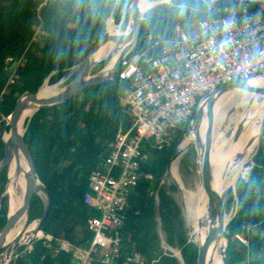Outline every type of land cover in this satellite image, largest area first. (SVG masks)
Wrapping results in <instances>:
<instances>
[{"label": "trees", "instance_id": "1", "mask_svg": "<svg viewBox=\"0 0 264 264\" xmlns=\"http://www.w3.org/2000/svg\"><path fill=\"white\" fill-rule=\"evenodd\" d=\"M42 1L0 0V161L5 147L3 125L18 97L25 91L35 93L47 77L48 82L54 83L67 76L72 66L103 36L108 23L113 28L120 26L114 17L126 25L132 0H117L116 3L115 0H48L40 5ZM241 4L264 13V1L258 0L218 7L225 9ZM213 9L204 0H171V3L161 2L148 8L141 19L133 51H142L148 46V34L167 38L177 23L189 26ZM39 27L43 32L37 31ZM107 31L115 34L110 28ZM153 56L154 52H150V57ZM11 57L18 59L13 69L6 63ZM106 63L107 58L99 61L93 72ZM119 69L120 66L112 78L90 85L60 103L42 106L25 119L24 139L37 176L50 192L52 207L42 226L43 235L35 236L28 247L26 244L18 247L8 264H77L74 250L54 251L59 241L67 240L74 248L90 247L93 231L88 227V218L98 215V211L84 200L89 189V175L110 155V143L117 132L132 124L131 113L120 102V94L128 93L130 83L119 78ZM73 77L74 73L64 82ZM195 117L196 109L189 119L169 132L161 148L144 141L145 158L141 161V169L153 177L142 175L139 178L124 207L122 225L109 230L118 231L121 245L118 256L107 261L106 256L114 253L113 246L97 245L92 251L91 264H139L127 259V255L136 251L143 256V264H196L198 245L189 236L181 206L161 183L170 159L192 129ZM251 161L249 176H242L249 172L247 162L235 188L229 186L224 196L227 212L234 210L225 230L227 264H264V127ZM7 179L5 166L0 171V198ZM11 196L14 199L12 192ZM44 207L43 199L34 194L27 224L35 220L38 223ZM7 217L4 195L0 203V230ZM25 228L24 218L14 238ZM237 233L244 235L248 244L238 239ZM45 235H51L52 239ZM163 242L178 248L183 261L165 249ZM6 249L0 252V257Z\"/></svg>", "mask_w": 264, "mask_h": 264}, {"label": "built area", "instance_id": "2", "mask_svg": "<svg viewBox=\"0 0 264 264\" xmlns=\"http://www.w3.org/2000/svg\"><path fill=\"white\" fill-rule=\"evenodd\" d=\"M47 2L43 0L40 5ZM146 43L142 51L129 50L119 63V78L130 83L126 102L132 124L117 132L110 143V155L89 175L84 200L98 211V215L88 218V227L93 231L91 245L87 249L74 248L62 239L54 248L55 252L74 250L77 264H91L97 245L113 246L114 253L106 256L107 261L118 256V231L109 230L122 225L124 207L139 178L153 177L141 169L144 141L161 148L169 132L189 119L203 98L221 84L264 75V13L246 4L216 7L189 26L177 23L167 38L148 34ZM150 52H154L153 57ZM45 236L52 239L51 235ZM236 237L248 244L241 233ZM127 259L144 262L137 251Z\"/></svg>", "mask_w": 264, "mask_h": 264}, {"label": "bare ground", "instance_id": "3", "mask_svg": "<svg viewBox=\"0 0 264 264\" xmlns=\"http://www.w3.org/2000/svg\"><path fill=\"white\" fill-rule=\"evenodd\" d=\"M158 1L139 0V10L144 12ZM131 30L132 19L129 18L128 27L119 30L116 35H128ZM127 43L128 41L123 43L114 40L106 41L92 53L90 57L91 62L95 63L112 52L110 62L102 71L103 74L108 72L119 52ZM250 83L257 85L264 84V75L251 78ZM59 89L60 86L58 84L45 81L38 92V96L40 98H47L54 95ZM37 106L38 104H33V106L24 109L18 121L17 127L19 132L24 131L25 119L31 115ZM263 118L264 95L251 90L235 88L229 90L217 100L202 120L200 135L209 147L212 186L219 194L223 195L229 184L233 185L236 183L243 168L252 158V154L259 141ZM3 137L4 139H8L9 131L5 130ZM194 140V133H191L182 140L178 153L170 162L168 172L178 182L185 222L190 227V235L198 246H202L212 229L218 223L215 203L208 195L201 181L193 185H186L178 173L181 155ZM6 169L8 181L5 193L8 199V210L12 214L23 206L26 189L25 175L29 170L26 159L19 148H11V158L6 164ZM11 192L14 195V199L11 196ZM229 217L230 214L227 213L225 222L228 221ZM24 218L26 223L28 220L26 211L19 215L14 225L6 233L4 245L15 240L10 244L8 251L1 258V263H6L11 258L14 251L13 243L16 240L26 243L35 236V228L29 225L14 238ZM223 246L224 239L222 238L209 242L205 264H222Z\"/></svg>", "mask_w": 264, "mask_h": 264}, {"label": "water", "instance_id": "4", "mask_svg": "<svg viewBox=\"0 0 264 264\" xmlns=\"http://www.w3.org/2000/svg\"><path fill=\"white\" fill-rule=\"evenodd\" d=\"M204 1L207 3L209 8H216L221 4H231V3L246 1V0H204ZM258 1H264V0H258ZM161 2H163V0H161L160 2L158 1L156 4L161 3ZM138 3H139V0H132L129 6L130 7V17L129 18L132 19V30L128 35L109 34L106 29L103 36L92 46V48L89 50L86 56L82 60H80L77 64L72 66V68L75 69L74 77L70 81L65 83L64 85L60 86V89L58 92H56L54 95L49 96L47 98H40L38 96V92L41 86L44 84L45 81H48V77H47L35 93H32L30 91L23 92L18 97L11 114L7 116V120L3 125V131L7 130V125H9V130H8L9 137L8 139H4L2 135V138L5 143V147H4V156L2 157L0 161V171L6 166V164L11 158V148H19L22 151L26 159V162L29 166V170L26 172V175H25L26 189H25V194L23 198V206L22 208L13 212L12 214H10L8 210L7 221L4 227L2 228V230H0V249L4 246V243H5L4 238H5L6 233L14 225L19 215L25 211L27 212V215H28L30 202L34 194L39 195L43 199L44 204H45L44 212L35 227V236H40V234L42 235L43 233L42 226L45 220L47 219L50 209L52 207V198H51L49 190L44 185V183H42L43 184L42 189L44 191L45 196L37 192L38 187L36 185V180L39 178L36 173L35 163H34L32 154L30 152L28 144L26 143L24 139V131L26 129V126L24 127L23 132L18 131V127H17L18 121L24 109L30 106H33V104H38L36 109L31 113L32 115L38 108L42 106H52L54 104L60 103L70 97H73L74 95L81 92L82 90H84L90 85L98 84V83L104 82L112 78L114 74L116 73V70L119 66L121 58L129 50H131L137 42V37L139 34L140 25H141V19L144 17V12H145V11L142 12L141 10H139ZM108 40H114L119 43L128 41V43L119 52L115 62L113 63L111 69L108 72L103 74L102 71L106 67V65L110 62V60H108V62L102 68L93 72V68L97 63L96 62L92 63L90 57L92 53L98 47H100L102 44H104ZM6 63H7L8 68L13 69L18 63V59L15 57H11L6 60ZM61 81H62V78L52 84H60ZM235 88L251 90V91L259 92L264 95V84H261V85L251 84L250 79H240V80L230 81V82L221 84L213 92L207 94L203 98V100L198 104L196 108V117L194 120V124L192 126L191 131L188 134V135H190L191 133L195 134V140L192 143H194L195 145L198 158H199V165H200L201 176H202V184L204 188L206 189L208 195L213 199L215 203L217 217H218V223L210 232L209 236L206 239V242L202 246H198V256H197L196 264H205V258H206L207 247H208L209 242H211L212 240L220 239V238L224 239V246L222 248V264H227L226 247L228 244V237L225 234V230L232 216H230L228 221L225 222V217H226V214L228 213L225 208V197L222 194H219L212 186L211 160H210V155H209V147H208L207 142L201 138L200 126H201V122L203 118L207 115V112L213 107L217 99L224 92L231 90V89H235ZM31 115H29L28 117H31ZM263 127H264V118L262 122L261 132L263 130ZM261 132H260V135H261ZM259 139H260V136H259ZM178 149L179 148H177L174 155L170 159V162L178 153ZM170 162H169V165H170ZM169 165H168V168H169ZM235 184L236 183L232 185L234 188H235ZM4 195H5V190L1 194L0 203L2 202ZM158 228L161 234L160 220H158ZM33 238H31L29 242L25 243L27 247ZM19 244H21V242L16 240L13 243V247L16 248L18 247ZM172 251L174 255H176L181 261H183V257L180 251L177 253L174 248L172 249ZM0 264H7V263H0Z\"/></svg>", "mask_w": 264, "mask_h": 264}, {"label": "rangeland", "instance_id": "5", "mask_svg": "<svg viewBox=\"0 0 264 264\" xmlns=\"http://www.w3.org/2000/svg\"><path fill=\"white\" fill-rule=\"evenodd\" d=\"M116 1H117V0H115V2H116ZM157 1H158V0H157ZM160 1H161V0H159V2H160ZM163 2H166V0H163ZM151 7H152V6H151ZM231 7H232V6H231ZM145 11H146V10H145ZM110 16H113V15H110ZM113 17H114V16H113ZM114 19H115V21H116L118 24H120V26H117L116 28H113V27L108 23L106 29H107V30H108L109 28L112 29V31L115 32L114 35H116L117 32H118L119 30H123V29H125V28L128 27V22L126 23V25H123L122 21H117L115 17H114ZM124 27H125V28H124ZM107 32H108V31H107ZM108 33H109V32H108ZM111 54H112V52L108 53V55H107L106 57H103V58L100 59L99 61L104 60V59L107 58V62H108V60H110V58H111ZM99 61H97L96 63H98ZM98 70H99V69H98ZM74 72H75V69L72 68V69L69 71V73L67 74V76H69L70 74H72V73H74ZM67 76L62 77V81H61V83L58 84L59 86H62V85L65 84L64 81H65V79L67 78ZM120 102H121L122 107H123L124 109L128 110L129 106H128L127 102H126V96H125L124 94H122V93L120 94ZM190 131H191V130H190ZM3 134H4V131H3ZM258 147H259V142H258V144H257V146H256V149L254 150L252 156L256 153ZM178 148H179V147H178ZM183 156H184V157H183ZM248 165L250 166V168H249V172H248L247 174H243L245 177H248V176H249V173H250V170H251V165H252V161H251V159H250V161L248 162ZM242 171H243V170H242ZM178 173H179L181 179L184 181V183H185L186 185H193V184H195V183L198 182V181H201V182H202L201 169H200V165H199V158H198V154H197V151H196V148H195L194 143H191V144L188 146L187 150L181 155L180 162H179V166H178ZM243 175H242V176H243ZM7 178H8V176H7ZM7 181H8V179H7ZM7 181H6V184H7ZM36 183H37V187H38L37 192H38L39 194L45 196L44 191H43V189H42V188H43V184H42V182H41L39 179H37V180H36ZM161 183L165 186V188L167 189V191H168L171 195L174 196V198L176 199V201H177V202L179 203V205L181 206L182 213H183V206H182V201H181V191H180V188H179L178 182H177V180H176V179H175V178H174V177L168 172V169H167L166 174H165L164 178L162 179ZM6 184H5V188H6ZM172 185H175L176 187L173 188ZM229 186H232V185L229 184V185L227 186V188H228ZM4 190H5V189H4ZM226 193H227V189H226V191L224 192L223 196H225ZM5 196H6L7 206H8V199H7V195H6V193H5ZM233 213H234V210L231 211V212L228 213V214H230V216H231ZM183 217H184V213H183ZM184 221H186V220H185V217H184ZM185 224H186V226H187V228H188L189 236L191 237V235H190V227L187 225L186 222H185ZM29 225H32V226L35 228L36 225H37L36 220L33 221V222H30V223L28 222V224H27V222L25 223V226H29ZM161 233H162V231H161ZM21 235H22V234H21ZM40 235H41V234H40ZM235 236H236V235H235ZM191 238H192V237H191ZM14 240H15V239H14ZM14 240H12L11 242H9L8 244H5V245L1 248L0 252L3 251L4 249H6L7 247L9 248L10 244H12V242H13ZM245 244H246V243H245ZM23 245H25V243H21V244H19L18 247L23 246ZM163 245H164L165 249H168V250H170L171 252H173V251H172L173 248H171V247H170L169 245H167L165 242H163ZM18 247L14 248V251L12 252L11 258H13V257L15 256V251L17 250ZM8 248H7V249L5 250V252L2 254V256L0 257V260H1V258L6 254V252L8 251ZM174 249H175V251L177 250V251H176L177 253L179 252V249H178V248H174ZM11 258L9 259V261L11 260ZM9 261H8V262H9ZM8 262L6 261L7 264H8ZM75 262L77 263L78 260L75 259ZM0 263H1V262H0Z\"/></svg>", "mask_w": 264, "mask_h": 264}, {"label": "crops", "instance_id": "6", "mask_svg": "<svg viewBox=\"0 0 264 264\" xmlns=\"http://www.w3.org/2000/svg\"><path fill=\"white\" fill-rule=\"evenodd\" d=\"M126 96V95H125Z\"/></svg>", "mask_w": 264, "mask_h": 264}]
</instances>
